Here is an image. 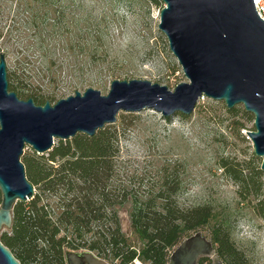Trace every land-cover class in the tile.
Returning <instances> with one entry per match:
<instances>
[{
	"label": "trees",
	"instance_id": "16d2710c",
	"mask_svg": "<svg viewBox=\"0 0 264 264\" xmlns=\"http://www.w3.org/2000/svg\"><path fill=\"white\" fill-rule=\"evenodd\" d=\"M122 4L128 8L137 4L148 17L153 7H164L160 0H0V56H14L12 68L8 66L10 90L20 99L32 98L37 105H44L55 96L42 93L34 85L37 72L51 73L50 81L56 83L64 71L81 78L105 62ZM228 110L239 116L236 107ZM241 112L255 120L245 109ZM234 125L237 132L245 128L240 121ZM113 126L106 125L93 137L80 133L70 140H60L47 157L36 152L22 156L35 196L15 205L13 225L0 236L20 264H66V249H87L112 261L117 259L109 258L141 256L160 258L141 259L153 264H168L171 249L198 231L206 232L225 264H250L232 240L228 219L217 217L212 205L182 209L176 204L182 182L175 166L163 169L155 196L142 199L126 187L113 188L112 181L118 176L120 135ZM221 167L239 184L243 200L251 190L262 191L261 187L255 189L242 164L223 158ZM46 193L60 195V212L43 203ZM130 200L135 203L131 228L143 243L139 252L130 246L118 214V207ZM257 210L264 218L263 201ZM96 223L100 227L93 230ZM87 234H93L89 241L85 239ZM133 260L118 259V264ZM199 264L212 261L203 257Z\"/></svg>",
	"mask_w": 264,
	"mask_h": 264
},
{
	"label": "water",
	"instance_id": "95a60500",
	"mask_svg": "<svg viewBox=\"0 0 264 264\" xmlns=\"http://www.w3.org/2000/svg\"><path fill=\"white\" fill-rule=\"evenodd\" d=\"M158 29L178 60L188 82L174 91L148 80H114L107 95L88 88L84 93L37 105L10 90L8 64L0 56V232L11 229L18 202L34 198L35 187L22 162L25 147L49 153L56 140L77 134L96 135L114 124L118 114L146 109L164 118L190 116L204 97L224 101L228 109L243 105L254 115L248 136L264 171V20L254 0H160ZM66 264H109L90 250L64 252ZM225 264L213 241L202 231L185 238L171 252L168 264ZM0 264H20L0 239Z\"/></svg>",
	"mask_w": 264,
	"mask_h": 264
},
{
	"label": "rangeland",
	"instance_id": "374dc122",
	"mask_svg": "<svg viewBox=\"0 0 264 264\" xmlns=\"http://www.w3.org/2000/svg\"><path fill=\"white\" fill-rule=\"evenodd\" d=\"M160 11L159 7H153L148 17L137 4L133 8L119 5L120 21L110 34V50L105 62L81 78L70 77L64 71L56 83L50 81L51 73L36 71L34 85L42 93L55 96L52 104L77 91L84 93L88 88L107 95L114 80H148L174 91L188 79L170 51L166 36L158 29ZM13 61L14 56L9 55L7 64L10 68ZM236 108L240 112L235 117L228 112L224 101L204 97L192 115L183 118L177 114L169 121L152 109L139 113L121 111L116 123L109 124L120 133L116 159L118 176L112 186L126 187L133 196L142 199L155 196L161 187L159 181L163 169L168 165L175 166L182 182L176 204L182 209L212 205L217 217L228 219L233 230L232 240L250 264H264V218L257 210L260 201L264 204V171L259 173L262 158L255 155L247 133L255 130L254 121L243 115V105ZM236 121L245 125L240 132L234 129ZM59 141L56 140L55 145ZM34 152L26 146L24 156ZM44 155L47 157L48 153ZM223 158L242 164L255 189L261 187L262 191L251 190L248 199L243 200L239 184L221 167ZM43 203H49L53 212H60V195L46 193ZM134 206V201L130 200L118 207V214L130 246L139 252L143 243L132 231L130 219ZM99 227L96 223L93 230ZM5 231L9 230L3 228L0 236ZM92 238L93 234L85 237L88 241Z\"/></svg>",
	"mask_w": 264,
	"mask_h": 264
},
{
	"label": "flooded vegetation",
	"instance_id": "af4514ba",
	"mask_svg": "<svg viewBox=\"0 0 264 264\" xmlns=\"http://www.w3.org/2000/svg\"><path fill=\"white\" fill-rule=\"evenodd\" d=\"M81 250H85V249H81ZM78 251V250H77ZM104 260H106L109 264H118V259H134L130 264H153L152 261H143L141 259H160V258H148V257H141V256H136L134 258H129V257H125V256H117V257H112L109 259H117V260H107L105 258H102ZM110 261L114 262V263H110Z\"/></svg>",
	"mask_w": 264,
	"mask_h": 264
},
{
	"label": "built area",
	"instance_id": "2783aa9c",
	"mask_svg": "<svg viewBox=\"0 0 264 264\" xmlns=\"http://www.w3.org/2000/svg\"><path fill=\"white\" fill-rule=\"evenodd\" d=\"M259 17L264 20V0H254Z\"/></svg>",
	"mask_w": 264,
	"mask_h": 264
}]
</instances>
